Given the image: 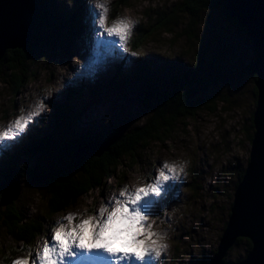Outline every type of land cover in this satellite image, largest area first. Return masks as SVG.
Wrapping results in <instances>:
<instances>
[{
    "label": "rangeland",
    "instance_id": "1",
    "mask_svg": "<svg viewBox=\"0 0 264 264\" xmlns=\"http://www.w3.org/2000/svg\"><path fill=\"white\" fill-rule=\"evenodd\" d=\"M51 1L61 14L79 15L82 24L67 28L72 33L71 37L66 36L71 43L70 50L58 48L55 56L36 59L34 77H30L31 80L16 93L10 84L0 81V128H6L22 110L25 114L34 110L41 99L46 104L20 141L0 150V159L5 152L14 154L20 144H27L33 135L39 133L58 135L54 137L58 143L59 137L65 133L55 121V117L58 118L55 108L63 105H66L65 118L70 125L66 129L71 137L85 134V130L91 128H112L122 137L142 126L148 118V111L138 87L108 90L109 84L101 86L113 81L117 66L127 70L139 59L148 58L154 63L153 72L160 71V67L166 64L188 70L190 67L196 69V62L203 56L202 76L212 80V67H237L239 74L256 57L249 35L236 28L222 9L204 11L196 25L191 26L189 13L181 12L187 8L188 0H123L127 4L122 0H107L108 26L117 17L134 23L128 51L120 52L114 46H97L95 0ZM174 12L179 17L177 26L170 25L173 31L161 29L159 19L170 17ZM139 37L144 38V44L140 50H135L133 44ZM133 52L135 56L131 55ZM141 55L144 56L141 58ZM94 73L97 74L98 87H103L101 96L94 97L91 91L84 90L86 93L80 100L75 98L78 92L74 91L72 99L71 87L79 84L89 87ZM244 74L238 76L237 82L228 89L214 88L217 98L228 97V104L217 100L215 113L204 109L194 114L196 117L183 121L169 142L154 143L142 154L138 165L124 166L120 176L107 180L102 189L80 199L68 212L54 218H49L48 203L40 194L44 184L39 181L43 178L42 173L50 175L47 173L50 167L68 161L63 160L57 144L53 145L50 155L25 158L22 165L27 166L34 177L22 183L21 195L14 202L15 211L19 210L29 220L42 222L44 234L34 247H24L8 235L1 236L0 264H12L15 259L26 258L30 250L34 253L43 246L52 227L68 214H76L79 222L98 211L114 194L118 196L123 187L134 191L143 186L165 161L178 166L186 162V167L181 180L174 182L170 194L156 209L153 219L148 221L153 224V231L168 233L162 241L167 244V249L157 264H199V259L204 258L211 261L230 218L239 175L250 161L252 144L242 132L250 130L256 110L255 83L250 74ZM166 87L162 85L161 89L167 91ZM233 248L226 257L228 263L247 256L248 248L244 243Z\"/></svg>",
    "mask_w": 264,
    "mask_h": 264
},
{
    "label": "trees",
    "instance_id": "2",
    "mask_svg": "<svg viewBox=\"0 0 264 264\" xmlns=\"http://www.w3.org/2000/svg\"><path fill=\"white\" fill-rule=\"evenodd\" d=\"M121 2L127 4L126 1L122 0ZM39 3L40 10L33 17V35L29 44L22 50L9 51L4 60L0 62V81L10 84L15 93L27 81L31 80L30 77H34L35 60L41 59V57L55 56L58 48L68 50L71 43L68 39L66 40V36L71 37L72 33L68 32L67 28L73 29L76 24L79 26L82 24L79 15L61 14L55 6H52L51 0H39ZM186 5L187 8L181 12L189 13L191 26L196 25L204 11L222 9L227 15L225 0H188ZM178 18L177 12H174L170 17L159 19L161 29L173 31L170 25L177 26ZM227 18L236 28L246 32L237 21ZM143 40L144 38H137L133 48L140 50L144 44ZM136 62L132 68L127 70L122 66H117L113 81L101 86L109 84L108 90L138 87L141 95L145 98L144 106L148 111V118L142 126L122 137L112 128L107 130L86 129L85 134L71 137L66 129L70 128V125H67L65 118L67 117L66 105H63L55 108V116H58V118L55 117V121L59 123L65 133V136L59 137L58 143L54 141V137L57 138L58 135L39 133L33 135L27 144H20L14 154H10L9 151L3 154L0 159V238L3 235H8L15 239L17 244L34 247L44 234L42 222L29 220L19 210L15 211V203L8 207H1L4 185L7 182L19 180L23 183L27 178L34 177L33 172L27 166L22 165L25 158H41L43 155H50L53 145L57 144L59 153L64 158L62 159L68 161L64 165L50 167L47 171L50 175L45 176L42 173V180H38L40 184H44V190L40 191V194L48 203L49 218H54L68 212L80 199L102 189L107 185V180L120 176V170L124 166L138 165L139 159L143 157L142 154L147 152L154 143L169 142L171 135L183 121L196 117L194 114L204 109L215 113L214 105L217 100L220 103L228 104V97L224 95L217 98L213 92L214 88L228 89L237 82L238 76L245 75L244 73L250 74L254 83L257 79L256 74L249 70V64L243 67V71L239 74L237 67L234 69L212 67L210 71L212 80H207L202 76L203 56H200L196 62V69L190 67L188 70H181L178 65L166 64L160 65V71L153 72L154 63L148 58L139 59ZM123 70L127 73H124ZM91 76L94 80L89 87H84L81 84L71 87L70 96L72 99L74 91L78 92V97L75 98L80 100L84 98L86 91H91V95L94 97L101 96L100 89L103 87H98L99 84L95 80L97 74L94 73ZM162 85L167 86V91L161 89ZM254 94L257 106L258 91L256 86ZM254 132L252 116L250 130L245 129L242 132L251 144ZM90 143H108L109 150L101 158L79 160L78 153ZM172 150H175V147ZM244 174L245 170L243 169L239 175L240 179L236 189ZM193 188L196 189L195 186ZM226 227L227 223L224 228ZM241 243L247 246L248 254L252 249V243L247 239H239L235 246H239ZM243 259L235 263H239ZM209 262L206 258L199 259V264H208Z\"/></svg>",
    "mask_w": 264,
    "mask_h": 264
},
{
    "label": "snow or ice",
    "instance_id": "3",
    "mask_svg": "<svg viewBox=\"0 0 264 264\" xmlns=\"http://www.w3.org/2000/svg\"><path fill=\"white\" fill-rule=\"evenodd\" d=\"M94 8L97 46H114L127 52L134 23L117 17L108 26L107 0H95ZM45 107L41 99L34 110L26 114L22 110L6 128H0V150L18 143ZM185 167L186 162L178 166L165 161L143 186L134 191L123 187L118 196L114 194L87 218L77 222L76 214H68L52 227L42 247L34 253L30 250L26 258L15 259L12 264H157L167 249L162 241L168 233L153 231L148 221L170 194L174 182L181 180Z\"/></svg>",
    "mask_w": 264,
    "mask_h": 264
},
{
    "label": "water",
    "instance_id": "4",
    "mask_svg": "<svg viewBox=\"0 0 264 264\" xmlns=\"http://www.w3.org/2000/svg\"><path fill=\"white\" fill-rule=\"evenodd\" d=\"M227 15L246 30L253 42L254 61L249 70L256 74L257 106L253 115L254 137L250 161L234 195L230 218L214 258L208 264H264V0H225ZM39 0H0V62L9 51L24 49L33 35V17ZM108 143H90L78 153L79 160L101 158ZM22 182L4 185L1 207L16 202ZM239 239L252 243L243 261L228 263L226 257Z\"/></svg>",
    "mask_w": 264,
    "mask_h": 264
},
{
    "label": "bare ground",
    "instance_id": "5",
    "mask_svg": "<svg viewBox=\"0 0 264 264\" xmlns=\"http://www.w3.org/2000/svg\"><path fill=\"white\" fill-rule=\"evenodd\" d=\"M251 73V72H250ZM251 77V76H250ZM162 257V256H161Z\"/></svg>",
    "mask_w": 264,
    "mask_h": 264
}]
</instances>
